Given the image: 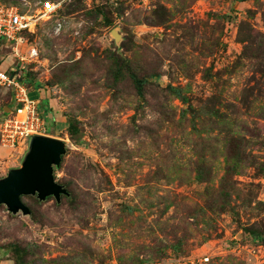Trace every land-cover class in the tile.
I'll use <instances>...</instances> for the list:
<instances>
[{"label": "rangeland", "instance_id": "374dc122", "mask_svg": "<svg viewBox=\"0 0 264 264\" xmlns=\"http://www.w3.org/2000/svg\"><path fill=\"white\" fill-rule=\"evenodd\" d=\"M50 1L29 98L66 194L0 204V264H264V0ZM27 151L0 145V179Z\"/></svg>", "mask_w": 264, "mask_h": 264}, {"label": "built area", "instance_id": "2783aa9c", "mask_svg": "<svg viewBox=\"0 0 264 264\" xmlns=\"http://www.w3.org/2000/svg\"><path fill=\"white\" fill-rule=\"evenodd\" d=\"M59 9L60 3L44 0L32 12H21L0 0V65L9 57L19 65L16 70L7 64L5 68L0 66V87L10 93L12 106L0 115V145L4 148H28L31 136H45V122L38 109L39 101L29 98L30 89L23 71L31 65L43 66L42 62L46 60L40 57L39 51L26 35L35 34L40 22L56 18ZM60 27L56 23V33ZM19 45H27L28 49L20 53ZM4 51L7 54L2 55ZM15 71L18 73L16 77H10L8 72ZM202 260L204 263L209 262V257Z\"/></svg>", "mask_w": 264, "mask_h": 264}, {"label": "water", "instance_id": "95a60500", "mask_svg": "<svg viewBox=\"0 0 264 264\" xmlns=\"http://www.w3.org/2000/svg\"><path fill=\"white\" fill-rule=\"evenodd\" d=\"M27 149L21 167L8 170L0 179V204L13 213L20 210L25 215L29 210L20 201L21 196L36 195L39 200L53 197L59 201L66 194L53 178V167L60 165L65 144L48 136L33 135Z\"/></svg>", "mask_w": 264, "mask_h": 264}, {"label": "trees", "instance_id": "16d2710c", "mask_svg": "<svg viewBox=\"0 0 264 264\" xmlns=\"http://www.w3.org/2000/svg\"><path fill=\"white\" fill-rule=\"evenodd\" d=\"M23 12V11H21ZM26 36H30V35H26ZM25 73V81H26V85L28 86V88L30 90H34V88L38 85L40 88L42 87L43 88V83L38 80L34 75L33 73L30 71V67L26 68V70L23 71ZM20 77V76H19ZM44 89V88H43ZM43 93V91L41 92ZM40 104V102H39ZM40 112V111H39ZM52 113V109L50 107H48V104H47V111L44 112L43 114L40 112L41 116L43 118L47 117L48 114H51Z\"/></svg>", "mask_w": 264, "mask_h": 264}, {"label": "crops", "instance_id": "0c3cea01", "mask_svg": "<svg viewBox=\"0 0 264 264\" xmlns=\"http://www.w3.org/2000/svg\"><path fill=\"white\" fill-rule=\"evenodd\" d=\"M1 53H2V55H5V54H7V51L1 52ZM30 92H34V93H36L34 90H30ZM40 94H41V97H43V93H40ZM46 99H47V98H46ZM36 100H38V99H36ZM38 101L41 103V99H39ZM47 104H48V107H50V108L52 107V106H51L52 104L50 103V101H49L48 99H47ZM5 110H6V109H5ZM5 110H4V111H5Z\"/></svg>", "mask_w": 264, "mask_h": 264}]
</instances>
